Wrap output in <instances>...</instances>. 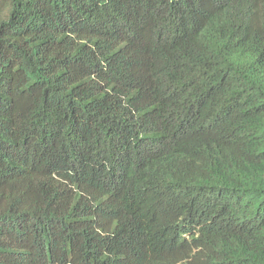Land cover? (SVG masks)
I'll return each instance as SVG.
<instances>
[{"label": "trees", "instance_id": "1", "mask_svg": "<svg viewBox=\"0 0 264 264\" xmlns=\"http://www.w3.org/2000/svg\"><path fill=\"white\" fill-rule=\"evenodd\" d=\"M0 264H264V0H0Z\"/></svg>", "mask_w": 264, "mask_h": 264}]
</instances>
